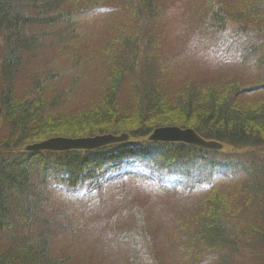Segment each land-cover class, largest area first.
<instances>
[{
  "label": "trees",
  "instance_id": "trees-1",
  "mask_svg": "<svg viewBox=\"0 0 264 264\" xmlns=\"http://www.w3.org/2000/svg\"><path fill=\"white\" fill-rule=\"evenodd\" d=\"M0 264H264V0H0Z\"/></svg>",
  "mask_w": 264,
  "mask_h": 264
},
{
  "label": "water",
  "instance_id": "water-1",
  "mask_svg": "<svg viewBox=\"0 0 264 264\" xmlns=\"http://www.w3.org/2000/svg\"><path fill=\"white\" fill-rule=\"evenodd\" d=\"M151 141L160 142H181L190 144L196 147H201L206 150H220L223 145L214 140H206L200 135H197L192 128H181L179 126L157 127L147 137ZM128 134L121 135L101 134L90 137L80 138H65V137H51L46 140L39 141L35 144L27 145L25 151H68L69 149H83L89 150L102 148V146L111 145L116 142L127 141Z\"/></svg>",
  "mask_w": 264,
  "mask_h": 264
},
{
  "label": "rangeland",
  "instance_id": "rangeland-1",
  "mask_svg": "<svg viewBox=\"0 0 264 264\" xmlns=\"http://www.w3.org/2000/svg\"><path fill=\"white\" fill-rule=\"evenodd\" d=\"M104 17V16H103ZM91 18H92V16H91ZM91 18H88L87 19V21H89ZM105 18V20L107 21V20H110V17L107 15L106 17H104ZM93 21V19L90 21L92 24H94V22H92ZM113 24V23H112ZM111 24V26H113ZM86 26H87V31H91L92 29L91 28H89V26H88V23L86 24ZM84 33V32H83ZM90 34V38H84V37H86L85 36V34L82 36V37H80V38H78V39H80V41H83L85 44H86V46H88L89 48H91V45H93L94 43H93V40H94V38H93V36H92V34L91 33H89ZM83 46H85V45H83ZM85 46V47H86ZM220 150H222V151H224V152H229V151H231L232 149H230L229 147H222Z\"/></svg>",
  "mask_w": 264,
  "mask_h": 264
}]
</instances>
